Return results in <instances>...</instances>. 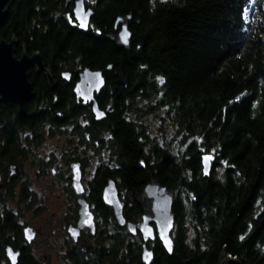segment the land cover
<instances>
[{"label":"trees","instance_id":"trees-1","mask_svg":"<svg viewBox=\"0 0 264 264\" xmlns=\"http://www.w3.org/2000/svg\"><path fill=\"white\" fill-rule=\"evenodd\" d=\"M75 1L10 0L0 29V40L16 36L30 52L39 51L61 83L64 71L74 84L85 68L113 67L97 98L106 113L101 121L90 105L76 103L72 87L52 91L33 69L35 96L26 115L0 104V162L34 155V146L66 125L86 147L110 151L112 164L100 165L86 186L106 228L89 251L68 247L67 264H143L141 235L118 226L102 192L114 179L126 220L137 223L143 212L136 194L154 172L175 193L176 224L173 255L156 240L149 246L153 264H217L224 254L232 264H264V0H85L94 11L88 31L68 22ZM127 15L129 49L107 38ZM119 72L128 76L127 85ZM150 114L160 117L159 132L170 128L177 143L152 138L142 123ZM180 146L185 149L178 153ZM207 154L216 159L210 176L203 174ZM14 193L10 188L7 197ZM1 210L0 264L6 245L19 249V264H41L23 246V227Z\"/></svg>","mask_w":264,"mask_h":264},{"label":"water","instance_id":"water-1","mask_svg":"<svg viewBox=\"0 0 264 264\" xmlns=\"http://www.w3.org/2000/svg\"><path fill=\"white\" fill-rule=\"evenodd\" d=\"M10 0H0V29L3 26L6 17L9 13L8 3ZM78 6L77 0L74 4V9ZM73 9V14L74 13ZM81 11H87L88 23L90 27L91 19L94 15L92 9H87L85 5V0ZM132 17L127 15L125 17H119L116 21L115 27L111 30L107 36L108 40L117 44L120 48L129 49L132 40V32L130 31V22ZM75 26V24L73 23ZM87 29L79 28L83 31H88ZM127 31V43H124L121 38V33ZM19 41L16 37H12L10 41L0 40V103L5 105H15L19 110L20 115H25L27 112V107L29 103L33 100L35 92L34 86L29 80L28 70L30 68H35L37 74L43 73L49 87L53 90L57 87V82L54 80L51 69L46 68L42 60L40 52H35L29 55L27 51L21 46V56H17V47ZM113 69L107 67L105 71L103 70H92L90 68H85L79 75V80L76 82L74 87V94L76 96L77 102L81 103L83 106L90 105L92 112L97 121L104 120L106 118L105 111L101 110L97 101L101 92L106 87V76L107 72ZM99 72L100 77H96L95 73ZM65 74L68 78H65ZM119 81L123 85H127L129 78L124 73H117ZM63 77L70 80L71 73H64ZM101 80L103 83H101ZM208 156H213L214 159L208 163L207 169L205 168V162L202 157V166L204 176H210L212 168L214 167L215 156L213 154H207ZM72 173V186L76 195V201L79 210V219L77 226H70L69 234L74 238H79L81 231H90L92 235L97 234V223L96 216L92 210L91 204L86 198V189L83 184V172L81 164L79 162L72 163L71 165ZM207 171V175L205 174ZM15 173V170L13 169ZM2 187V179L0 173V188ZM103 203L112 209L114 217L119 227L126 228L132 236H137L138 233L142 235L143 247L141 260L143 264H153L155 261L154 249L149 248V244L158 240L165 252L169 256L174 253L175 242L172 234L175 229L176 219L173 211L175 202V193L163 184L160 177L156 172L151 175L149 183L143 188L142 192L136 194V202L140 205L142 209V219L137 222H128L124 216V210L126 203L122 197V192L119 190L117 183L114 179H108L106 186L102 192ZM146 216L153 217L151 220H145ZM159 221V225H157ZM90 225V226H89ZM150 228L151 235L149 238H145L144 229ZM30 229L31 232L26 230ZM70 229L76 231V235L73 236ZM24 234L26 240L31 242L35 237V232L32 228H25ZM163 235L164 239H161ZM165 240L169 241L170 244H166ZM171 247V251H169ZM13 250V254L16 255V264H19L21 257L20 251H15L11 246L6 248ZM151 253V257L145 259L146 253ZM7 254V252H6ZM10 263L12 261L9 259ZM233 259L228 258L226 254L222 255L217 264H232ZM183 264H191V260L188 259L184 261Z\"/></svg>","mask_w":264,"mask_h":264},{"label":"rangeland","instance_id":"rangeland-1","mask_svg":"<svg viewBox=\"0 0 264 264\" xmlns=\"http://www.w3.org/2000/svg\"><path fill=\"white\" fill-rule=\"evenodd\" d=\"M94 1L90 0V3ZM87 9L92 8L87 7ZM16 38L19 41L16 52L18 57L21 56V46L27 51L29 57L35 53L30 52L27 46L21 43L18 37ZM3 39L10 41L6 38ZM30 69L35 71V68ZM53 78L57 82L58 87L59 81L54 76ZM57 87L52 91L56 90ZM155 117L150 114L142 120V123L147 125L148 132L152 138H158L163 145H169L170 142L177 143L176 140L173 141V132L170 128H167L164 132H159L161 119L160 117ZM83 123L85 125V122ZM74 135V126L66 125L59 132H56L54 136L48 135L40 144L34 146V155L29 152L25 158L19 157V155H15L13 158L14 162L20 163L23 183L18 186L15 185V193L7 197L5 209L1 211H10L18 224L24 228L29 227L34 230L35 237L31 242L26 240L25 234L23 233L25 238L23 246H29L30 253L41 264H65L67 262L68 252L66 255L64 254L66 252L65 247H67L66 234L61 227L67 224V220L71 215L70 213L77 206V201L73 198L74 195L71 191V188L73 190L70 168L72 163L82 160L84 163L85 161L83 183L86 186H89V181L94 177L95 171L100 165L112 164L111 154L106 146L100 145L102 148H98L97 151L93 150L91 146L86 147V144H81ZM184 149V147L180 146L175 148V151L181 153L180 151ZM215 160L214 163L216 162ZM42 168H44V172H42ZM24 184H27L26 188ZM22 192H28L29 196L23 197ZM96 221L99 222V228L101 230L106 228L105 221L102 217L97 216ZM111 227L110 225L107 228L111 230ZM98 241L99 239L95 240V243H93L94 246L97 245ZM7 247L8 245L4 247V250ZM7 260L9 261L5 253L1 264H7Z\"/></svg>","mask_w":264,"mask_h":264},{"label":"flooded vegetation","instance_id":"flooded-vegetation-1","mask_svg":"<svg viewBox=\"0 0 264 264\" xmlns=\"http://www.w3.org/2000/svg\"><path fill=\"white\" fill-rule=\"evenodd\" d=\"M86 7H88V6L86 5ZM66 72H69V71L62 72V74H61V80L63 82L62 83L59 82L58 83V86H62V89H69V87H72V90H73V93H74V87H75V84L78 81L79 77H78L77 81L74 84H72V73L69 72V73H71V78H70V80H67V79H65L63 77V74L66 73ZM50 90H52V89L50 88ZM76 102H77V99H76ZM79 104L81 106H83L81 103H79ZM20 167H21L20 166V163H16L13 160H3L2 162H0V173H1V179H2V187L0 188V198L2 199L1 202L3 201L0 204L1 209L5 208V200L7 198L9 189L10 188H13V189L16 190L15 185H17V186L20 185V184L22 185V183H23V181H22L23 174H22V170H21ZM81 168H82V165H81ZM13 169L15 170V173L13 172ZM83 171L84 170L82 169V172ZM84 186H85V189H86V185L85 184H84ZM71 191H72V194L74 195L75 200H76V195H75L74 190H72V188H71ZM86 193H87V190H86ZM76 205H77L76 206L77 208L75 207V209L73 210V212L70 213L71 215L69 216L70 218H68V220H67V224H64L61 227V229H63V231H65L66 240H67L66 241L67 242V247H65V251L66 252H64L65 255L67 254V252H68L69 249H73L76 253H78V251H77L78 249H80V251H82V252H87L92 247H94V244L93 243H95V240H98L99 239L98 232L100 231V228H99V222L98 221H96V223H97V234L96 235H92L90 231H88V232L81 231V234H80L79 238L74 239L69 234V228H70V226H77L78 219H79L78 204H76ZM96 218H97V216H96ZM141 219H142V217H141ZM24 229L25 228L23 227V232H24ZM141 238H142V235H141ZM152 243L153 242H151L150 245H148V246L151 247V244ZM68 247H69V249H68ZM151 249H153V248H151ZM18 251H19V249H18ZM4 252L6 253V250H4ZM66 260H67V258H66ZM19 262H20V260H19ZM7 263L8 264H11L10 261H8ZM65 264H67V262Z\"/></svg>","mask_w":264,"mask_h":264},{"label":"snow or ice","instance_id":"snow-or-ice-1","mask_svg":"<svg viewBox=\"0 0 264 264\" xmlns=\"http://www.w3.org/2000/svg\"><path fill=\"white\" fill-rule=\"evenodd\" d=\"M77 3H78V6H77L76 9H74L75 15L74 16H69L68 17V22L69 23H74L75 26H77L79 28L87 29L89 27V23H88V15H89V13L87 11H81V8L83 6L84 0H77ZM247 11H248L247 8L244 9V13H247ZM242 15H243L244 22L245 23H250V20H249L248 16L247 15H244V14H242ZM126 37H127V31L125 30L124 32L121 33V38L123 39L124 43H127L128 42ZM141 67L143 68L145 66L142 65ZM109 68H111V65H109ZM95 76L96 77H100L101 74L99 72H97V73H95ZM65 78H68L66 74H65ZM156 79L159 81V83L161 85H164L165 84V80L162 77L157 76ZM101 83H103L102 80H101ZM253 106H255V105H253ZM213 159H214L213 156L206 155V156L203 157V160L205 162V168L206 169L208 167V163L210 161H212ZM224 163L227 164L226 161ZM205 174L207 175V171H205ZM193 199H195V197H193ZM152 218L153 217H151V216H146L145 217V220L146 221L147 220H151ZM157 225H159V221H157ZM26 231L27 232H31L30 229H27ZM70 231L72 232V235L73 236H75L77 234L74 229H70ZM144 231H145V238L146 239L149 238L150 235H151V231L152 230L150 228H146V229H144ZM160 238L161 239H164L163 235H161ZM240 239L243 240L244 239V236H241ZM165 243L166 244H170V242L167 241V240H165ZM169 251H171V247H169ZM7 256H8V259H10L12 261V264H16V255L13 254V250L12 249H8L7 250ZM150 257H151V253L150 252L145 254V259H148Z\"/></svg>","mask_w":264,"mask_h":264}]
</instances>
